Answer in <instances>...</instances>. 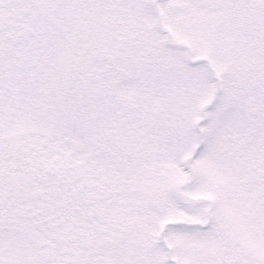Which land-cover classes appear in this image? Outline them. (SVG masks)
I'll return each mask as SVG.
<instances>
[{"label":"snow or ice","instance_id":"1","mask_svg":"<svg viewBox=\"0 0 264 264\" xmlns=\"http://www.w3.org/2000/svg\"><path fill=\"white\" fill-rule=\"evenodd\" d=\"M0 264H264V0H0Z\"/></svg>","mask_w":264,"mask_h":264}]
</instances>
